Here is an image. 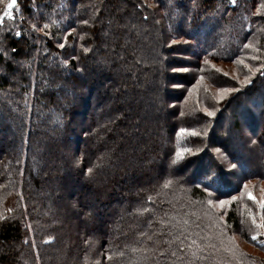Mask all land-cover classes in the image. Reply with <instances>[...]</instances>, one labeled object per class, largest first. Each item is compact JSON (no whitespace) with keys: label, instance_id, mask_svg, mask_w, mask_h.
<instances>
[{"label":"trees","instance_id":"trees-1","mask_svg":"<svg viewBox=\"0 0 264 264\" xmlns=\"http://www.w3.org/2000/svg\"><path fill=\"white\" fill-rule=\"evenodd\" d=\"M10 1L0 264H264V0Z\"/></svg>","mask_w":264,"mask_h":264},{"label":"rangeland","instance_id":"rangeland-1","mask_svg":"<svg viewBox=\"0 0 264 264\" xmlns=\"http://www.w3.org/2000/svg\"><path fill=\"white\" fill-rule=\"evenodd\" d=\"M7 6H6V15H9L12 13V9H8ZM9 10H11V12ZM221 66L224 69L227 67L225 65H221ZM226 120L227 119H224L223 122H225ZM244 133L246 135H248L249 131L246 128H244ZM239 135H240V133L238 132L237 134H232L231 137L229 138V142H230L229 149L234 154H243L244 153L243 148H241L240 142L237 138ZM63 148L66 149L67 151L71 150L70 146L63 147ZM212 151H213V152H211L212 155L214 153L215 157H217L218 161L225 164L226 170L232 176V181L235 183V185L238 186V188H240L239 189L240 190V196L243 199H247V198H249V193H251L252 196L254 197L253 201L255 202V204H258L260 206V202H264V200H263L264 199V179H258V178H245L244 179L243 177H241L238 168L236 166L233 167L234 164H232L230 162V160L227 159L226 154L222 150H219L218 148H214V149H212ZM247 155H249V154H247ZM247 155H246V158H248ZM206 157L204 158V162H209V160L212 159L211 157H207V158ZM210 161H212V160H210ZM206 165H208V164H206ZM207 168H209V165L206 167V170H207ZM258 170H261V169L258 168ZM182 172H184V171H182ZM182 176L184 178L189 177L190 172H185L184 174H182ZM245 185L247 187H245ZM232 198H230V199H232ZM262 216H264V213ZM254 231H256V228L254 229ZM218 241H220V243H219V246L216 248V250L218 248H220V250H223L225 252L228 251L229 252V254H227L228 256H234L235 254L241 255V252L244 251V248L246 250H248L249 252L258 253V249H253L251 247H248V245L246 243L239 241V239H236V238H234L232 241L231 240H229V241L225 240V242H222L221 239ZM235 245L239 246L241 250L237 249V247ZM218 255H220V254H217V256Z\"/></svg>","mask_w":264,"mask_h":264},{"label":"snow or ice","instance_id":"snow-or-ice-1","mask_svg":"<svg viewBox=\"0 0 264 264\" xmlns=\"http://www.w3.org/2000/svg\"><path fill=\"white\" fill-rule=\"evenodd\" d=\"M15 2H16V0H11V2L7 6L8 9H12ZM233 2H235V0H233ZM61 47H63V45H61ZM225 75H227V73H225ZM208 115L211 116V115H213V113L208 112ZM233 167H235V165H233ZM88 171H89V173H92L93 170L91 168H89ZM245 187H247V186L245 185ZM232 199H236V197H233ZM249 199H254V197L252 196L251 193H249ZM210 203H211V201H210ZM219 203H220V206L223 207V206L227 205L229 202L226 200H220ZM260 207H261V209H264V202H260ZM253 223L256 224L255 217H253ZM258 227L264 229V216L261 217V221L258 224ZM256 239H257V237L255 235L252 236V240H256Z\"/></svg>","mask_w":264,"mask_h":264},{"label":"built area","instance_id":"built-area-1","mask_svg":"<svg viewBox=\"0 0 264 264\" xmlns=\"http://www.w3.org/2000/svg\"><path fill=\"white\" fill-rule=\"evenodd\" d=\"M11 12V10H9Z\"/></svg>","mask_w":264,"mask_h":264}]
</instances>
